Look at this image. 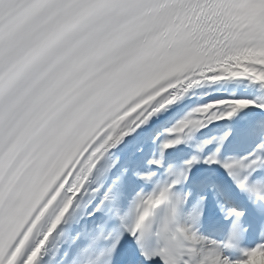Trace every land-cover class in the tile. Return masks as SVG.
<instances>
[{"label":"snow or ice","instance_id":"snow-or-ice-1","mask_svg":"<svg viewBox=\"0 0 264 264\" xmlns=\"http://www.w3.org/2000/svg\"><path fill=\"white\" fill-rule=\"evenodd\" d=\"M0 264H264V0H0Z\"/></svg>","mask_w":264,"mask_h":264}]
</instances>
